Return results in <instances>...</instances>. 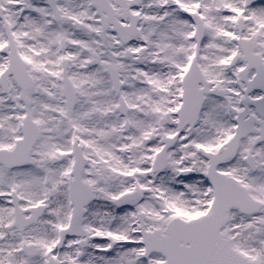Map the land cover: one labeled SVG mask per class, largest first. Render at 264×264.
<instances>
[{
  "label": "snow or ice",
  "instance_id": "snow-or-ice-1",
  "mask_svg": "<svg viewBox=\"0 0 264 264\" xmlns=\"http://www.w3.org/2000/svg\"><path fill=\"white\" fill-rule=\"evenodd\" d=\"M0 264H264V0H0Z\"/></svg>",
  "mask_w": 264,
  "mask_h": 264
}]
</instances>
